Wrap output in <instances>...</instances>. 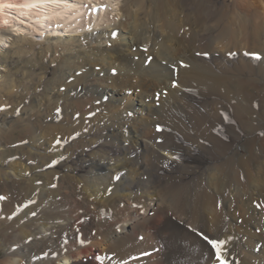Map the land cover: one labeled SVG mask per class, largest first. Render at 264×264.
Here are the masks:
<instances>
[{"label":"bare ground","instance_id":"1","mask_svg":"<svg viewBox=\"0 0 264 264\" xmlns=\"http://www.w3.org/2000/svg\"><path fill=\"white\" fill-rule=\"evenodd\" d=\"M124 6L0 0V264H264V0Z\"/></svg>","mask_w":264,"mask_h":264},{"label":"rangeland","instance_id":"2","mask_svg":"<svg viewBox=\"0 0 264 264\" xmlns=\"http://www.w3.org/2000/svg\"><path fill=\"white\" fill-rule=\"evenodd\" d=\"M125 4H126V0H119V11H118L119 14L117 12L110 14L111 21L100 22L97 27H93L88 31V32H91L90 35L93 34L92 32L98 33L100 31H104V30L109 29L111 27L109 25L120 23L122 21L123 15H124L123 14L124 11L121 9H124ZM122 11H123V13H121ZM83 30L84 29H79L78 31L81 32ZM78 31L72 32V33H66L63 36L56 35L57 37L52 36V34L54 32L53 33L48 32L45 37L34 36L33 40L40 41L41 39H43L40 42H42L44 45L47 43V41H51V42L53 41V43H56V42H58V39L60 37L62 38L63 41L75 42L79 39L78 35H76V33ZM61 33L62 32H60V34ZM84 33H87V32H84ZM18 37H20V35H14V34L8 35V37H6V39L4 40V43L0 46V50L11 49L13 42ZM263 41H264V38H263ZM236 52L239 53L237 56L244 55V54H241L242 51H236ZM202 53L204 54V52L201 51L200 54H202ZM234 54H236V53H234ZM198 56H199V54H198ZM201 58H203L202 55H201ZM237 58L239 59V57H237ZM240 58H242V57H240ZM218 61L219 60L214 59V57H208V56H204V60H203V62H207V63L208 62L209 63H217ZM2 71H5V69L1 67L0 72H2ZM37 71L38 72L35 71L36 73H34V75H32L31 77L25 76L24 74H20V76L18 75L14 79H12V78L9 79V82L7 83L8 84L7 88L5 90V95L1 99L4 102L3 104L5 105L4 108L6 110L8 108V110H12L13 113L16 112L18 114L20 112L21 108L28 107V105H29V107L32 106V101L34 99L33 97H35L36 95L41 94V93L44 94L46 92V89L48 88V85H47L48 77L46 78V74H44L43 69L41 70L40 68H38ZM46 73L48 75L49 73H51V71L50 72L46 71ZM50 75L51 74H49V76ZM195 97L196 96L193 95V99L199 103V100L197 99V97L196 98ZM183 103L185 105H187V101H184ZM232 122H234L233 119H232ZM261 126H264V125H261ZM157 131L161 134V136H160L161 140L166 141V142H168V141L170 142V141L174 140V137L169 133V131H166L163 127H158ZM240 132H241L240 129L237 127H236V130L235 129L230 130L228 137H229V140L231 143L235 142V139L237 138V136L239 135ZM26 136L27 135L25 134L24 137H26ZM244 142H246L245 139L242 140V143H244ZM112 148L117 149V148L113 147L112 145L108 146L109 150H111ZM235 148H233V150H232L233 153H236L238 150H240V148H238V147H235ZM10 151H12V150H9V152ZM245 153H246V151L242 150V154L247 155V153L246 154ZM259 153L261 154V153H263V151L260 150ZM10 155H11V153H10ZM170 159L174 160V158H172V157ZM175 159H177V157ZM172 164H174V163H172ZM160 174H162V173H160ZM3 254L4 253L0 250V259L2 258Z\"/></svg>","mask_w":264,"mask_h":264},{"label":"snow or ice","instance_id":"3","mask_svg":"<svg viewBox=\"0 0 264 264\" xmlns=\"http://www.w3.org/2000/svg\"><path fill=\"white\" fill-rule=\"evenodd\" d=\"M114 35H115V34H114ZM145 51H146V49H145ZM255 58H256V59H259L260 57H259V56H256ZM173 86H175V85H173ZM4 110H5V109H0V111H4ZM115 179L119 180L120 177L117 176V177H115ZM109 191H110V190H109ZM2 199H4V197L0 196V200H2ZM208 242H209L214 248H217V247H218L217 242H216L215 240H211V239H209ZM217 258L219 259V256H218Z\"/></svg>","mask_w":264,"mask_h":264}]
</instances>
